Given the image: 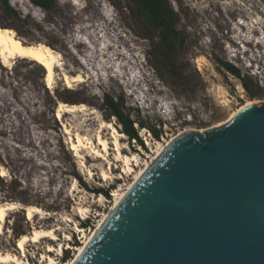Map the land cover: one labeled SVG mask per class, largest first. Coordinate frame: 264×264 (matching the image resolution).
<instances>
[{
  "label": "rangeland",
  "instance_id": "rangeland-1",
  "mask_svg": "<svg viewBox=\"0 0 264 264\" xmlns=\"http://www.w3.org/2000/svg\"><path fill=\"white\" fill-rule=\"evenodd\" d=\"M9 1L22 20L30 21L12 29L17 37L26 44L51 45L62 54L64 71L70 76L79 73L86 81L67 91L63 71L57 69L55 85L49 89L45 70L35 62L18 59L9 68L0 60V168L9 171L6 188L0 189V205L20 204L8 212L0 233L1 252L19 256L16 242L20 233L55 229L59 240L30 244L28 260L44 264L40 257L45 248L62 244L63 254L51 255L57 264H66L75 253L68 249L69 244L74 247L76 241L82 243L83 233L76 228L85 222L87 233L94 229L101 215L113 207V190L125 189L133 182L135 173L123 175L124 164L115 162L109 129L102 133L110 144L108 160L113 173L106 180L101 178V171L109 172L108 162L97 161L85 150L86 168L82 167L70 150V136L64 132V127L71 128L73 136L80 133L94 144L102 122H112L121 132V125L104 103L105 95L123 99V112L134 122L161 129V138L156 140L147 127L141 129L136 124L148 151L136 141L121 139L123 153L136 154L142 160L139 167H133L135 171L152 156L146 137L152 144H165L188 130L203 131L226 122L238 105L264 102V82L260 83L244 65L252 59L254 63L264 62V0H170L179 16L177 31L185 39L183 46L176 43L179 76L170 74L160 61L157 38H147L145 25L131 12L133 5L128 0H120L118 8L110 0H57L63 9L57 15L36 9L31 0ZM0 22H4L1 15ZM219 60L237 67L257 95L251 97L242 79L228 72ZM224 96L231 101L227 106ZM59 102L83 103L88 111L64 114L60 120L56 117ZM170 111H177V119L172 117L165 125V112ZM87 169L94 172L93 178ZM12 177L18 178L22 188L13 199H5ZM100 188H113L111 198L95 193ZM30 205L44 214L28 221L24 209ZM79 208L88 212L81 214Z\"/></svg>",
  "mask_w": 264,
  "mask_h": 264
},
{
  "label": "water",
  "instance_id": "water-1",
  "mask_svg": "<svg viewBox=\"0 0 264 264\" xmlns=\"http://www.w3.org/2000/svg\"><path fill=\"white\" fill-rule=\"evenodd\" d=\"M74 264H264V102L175 136Z\"/></svg>",
  "mask_w": 264,
  "mask_h": 264
},
{
  "label": "bare ground",
  "instance_id": "bare-ground-1",
  "mask_svg": "<svg viewBox=\"0 0 264 264\" xmlns=\"http://www.w3.org/2000/svg\"><path fill=\"white\" fill-rule=\"evenodd\" d=\"M244 23V22H243ZM242 24V23H241ZM18 59H26L32 62H35L37 65H40L44 68L45 74V83L49 89H52L55 85V79L57 75V69L62 70L63 81L66 84L68 89H73L74 84L76 83H84L86 79L81 74H76L74 76L68 75L64 71V63L63 56L60 52L55 51L50 46L44 43L38 44H26L20 38L17 37L16 32L12 29H3L0 28V60L5 67H13L16 63L15 61ZM17 62V61H16ZM8 68V69H9ZM224 103L227 106L231 103L226 96H224ZM252 104L251 102H246L245 104L238 105V108L234 110L228 121H230L238 112H240L246 106ZM57 119L62 120L64 114H75V113H84L88 111V107L85 104H66L60 102L57 108ZM92 114H97L95 110L90 111ZM224 122V123H226ZM222 123V124H224ZM220 124V125H222ZM217 125V126H220ZM71 129V128H70ZM68 127H64V132L66 135H69V145L70 150L75 152L74 156L79 160L82 167L86 168V164L84 162V157L82 155V151L89 150L93 155L96 156V160L103 159L109 164V172L102 170L101 178L106 180L112 178V163L108 160L110 153V144L109 142L102 136L104 129H109L111 131V138L113 139V146L115 151V162H121L124 164L123 175L135 173L134 180L131 184L127 185L125 189L120 187L119 189L113 190V207L110 209V212L119 204L122 198L125 196L127 191L132 187V185L143 175L145 170L151 165V163L159 156L166 146L175 138L172 136L171 139L166 141L165 144L161 142H156L155 144L150 143L148 137H146V143L152 147V156H150L149 160H146L143 164V168L139 171H135L133 167H139L141 165L140 157L136 154L125 155L123 153L124 147L121 144V139L127 137L124 133L120 132L112 122H102L99 134L97 136V145H95L91 139L81 135L80 133H76L73 136L72 131ZM146 131V130H144ZM149 136H151L149 134ZM80 166V167H81ZM88 176L93 178L94 172L90 169H87ZM9 172L6 168H0V176L8 177ZM75 189V186L74 188ZM103 201V197L100 199V202ZM20 208V204L17 202L5 203L0 205V233L2 234L4 231V224L8 217V212L14 211L15 209ZM24 209V208H22ZM25 215L28 221H32L36 215L44 214L42 209L37 206H28L24 209ZM79 213L85 214L88 212L85 208H79ZM109 212V213H110ZM109 213H104L101 215V219L98 221L96 227L90 230L89 233L83 227H77L76 231L83 233L82 243L78 246H71L69 244L68 249L74 250L73 257L67 261L66 264H74L75 260L79 257V255L84 251L85 247L89 244L97 230L102 226L103 222L108 217ZM86 217V216H85ZM69 221V219H68ZM57 230L49 229H34L31 234H23L16 242V248L19 252V256L17 254H13L10 252H1L0 251V264H32L28 260V246L30 244H40L43 240H51L58 241V237L56 234ZM66 239L69 240V237L66 236ZM64 248L62 244L58 247H54L53 245H48L45 248L44 253L41 254V261L44 264H57V259L54 258L51 254L56 253L57 256L63 254Z\"/></svg>",
  "mask_w": 264,
  "mask_h": 264
},
{
  "label": "trees",
  "instance_id": "trees-1",
  "mask_svg": "<svg viewBox=\"0 0 264 264\" xmlns=\"http://www.w3.org/2000/svg\"><path fill=\"white\" fill-rule=\"evenodd\" d=\"M115 7H120L118 2L120 0H110ZM133 5V10L131 11L138 20H140L147 30V38L153 41L157 38V42L155 44V48L157 50L158 57H160V61L170 70V74H174L179 76V72L176 67L175 53H176V43L178 46L184 45V37L180 31H177L176 25L179 21L178 14L174 11L170 0H128ZM31 3L36 6V9H42L46 13L50 14H58L62 12V6L59 4L57 0H31ZM39 9V10H40ZM0 15L3 19V23L0 22V28L3 29H16V27L22 23H30L29 20H22L21 14L12 7L9 0H0ZM157 35V36H156ZM47 45V44H46ZM52 48L51 45H48ZM222 66L231 74L236 76L239 79H242V84L245 90L251 97H255L257 94L254 92L251 84L247 82L244 78H242L241 71L232 65L231 63L224 62L219 60ZM40 66V65H39ZM43 68V67H42ZM44 69V68H43ZM46 74V72H45ZM74 76V75H73ZM45 81V77H44ZM67 91H73L68 89ZM68 102V100H63ZM60 103V102H59ZM104 103L108 109L111 111V115L115 117L122 129L121 132L124 133L130 141H136L139 143L146 151L144 141L140 136V131L136 124L139 125L141 129H146V124L143 122H134L130 116L126 115L123 112L124 101L121 99L120 101L115 100L111 96L105 95ZM70 104H77L71 102ZM83 104V103H81ZM59 105V104H58ZM58 108V106H57ZM160 125H164L162 122H159ZM151 132L152 136L156 140H160L161 138V129H157L155 127L148 126L147 127ZM5 168V167H4ZM9 172V171H8ZM6 177L0 176V189L6 188L5 180ZM18 178L12 177L10 182V191H7L5 194V199H13L12 195H16V191L22 186L18 185ZM2 185V186H1ZM18 185V187H17ZM113 188L109 190L105 189H97L95 193L103 195L105 198L110 199V192ZM8 190V189H7ZM11 203V202H8ZM32 206V205H30ZM81 226L86 229L87 223L81 222ZM23 233H20L22 236ZM78 246L79 242H75ZM68 253V252H67ZM68 255L64 259L68 260Z\"/></svg>",
  "mask_w": 264,
  "mask_h": 264
},
{
  "label": "built area",
  "instance_id": "built-area-1",
  "mask_svg": "<svg viewBox=\"0 0 264 264\" xmlns=\"http://www.w3.org/2000/svg\"><path fill=\"white\" fill-rule=\"evenodd\" d=\"M257 57L261 58L262 56L258 54ZM244 65L245 68L250 71L252 76L258 77L260 79L261 81L260 83L264 82V62L262 64L254 63V59H252V60H248Z\"/></svg>",
  "mask_w": 264,
  "mask_h": 264
},
{
  "label": "clouds",
  "instance_id": "clouds-1",
  "mask_svg": "<svg viewBox=\"0 0 264 264\" xmlns=\"http://www.w3.org/2000/svg\"><path fill=\"white\" fill-rule=\"evenodd\" d=\"M177 106V105H176ZM177 111H170L169 112V115L167 116V118L164 120V124L167 125V122H171L172 121V117H173V120H176L177 119ZM175 118V119H174Z\"/></svg>",
  "mask_w": 264,
  "mask_h": 264
}]
</instances>
